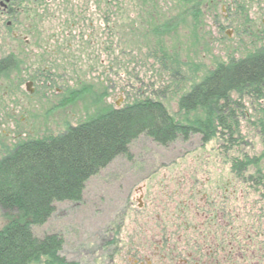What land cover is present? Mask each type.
Masks as SVG:
<instances>
[{
	"label": "rangeland",
	"instance_id": "rangeland-1",
	"mask_svg": "<svg viewBox=\"0 0 264 264\" xmlns=\"http://www.w3.org/2000/svg\"><path fill=\"white\" fill-rule=\"evenodd\" d=\"M198 1L216 16L205 14V26L183 15L178 0L1 3L0 59L13 63L0 76V157L20 139L55 135L98 107L141 96L180 117L177 99L191 83L215 63L264 44V0ZM242 104L238 147L224 148V138L204 143L199 135L160 145L140 135L85 182L79 201L56 203L33 234L56 233L66 260L99 264L102 251L145 234L150 220L189 219L183 211L211 204L230 209L234 234L246 229L264 245V191L246 181L254 171L236 173L230 161L239 151L264 153V135L252 125L264 102ZM5 223L0 210V228ZM167 228L180 233L179 226Z\"/></svg>",
	"mask_w": 264,
	"mask_h": 264
},
{
	"label": "trees",
	"instance_id": "trees-1",
	"mask_svg": "<svg viewBox=\"0 0 264 264\" xmlns=\"http://www.w3.org/2000/svg\"><path fill=\"white\" fill-rule=\"evenodd\" d=\"M7 1H29L34 6L44 0ZM7 1L0 0V5ZM178 2L183 15L204 26L205 14L213 21L216 18L209 11L204 13L198 0ZM4 10L8 15L14 13L10 6ZM2 13L0 8V16ZM170 22L168 19L165 24ZM12 63L10 57L0 59V74ZM244 98L250 104L264 102V44L206 70L178 97V112H182L178 118L162 101L141 96L120 107H98L55 135L18 140L0 157V210L6 219L0 228V264H77L61 254L60 235L37 237L32 227L43 224L56 203L79 201L85 182L114 158L126 154L129 143L140 135L160 145L199 135L204 143L224 138V148L229 147L228 142L238 147ZM260 112L252 125L258 123V132L264 135V104ZM263 157V152L248 156L239 151L230 159L231 169L236 173L254 171L246 181L264 191Z\"/></svg>",
	"mask_w": 264,
	"mask_h": 264
},
{
	"label": "flooded vegetation",
	"instance_id": "flooded-vegetation-1",
	"mask_svg": "<svg viewBox=\"0 0 264 264\" xmlns=\"http://www.w3.org/2000/svg\"><path fill=\"white\" fill-rule=\"evenodd\" d=\"M203 206L196 213L183 211L189 219L150 220L145 234L128 237L113 252L102 251L99 264H264V245L246 229L234 234L228 207ZM169 226H179L180 233L170 234ZM114 242L110 238L106 245Z\"/></svg>",
	"mask_w": 264,
	"mask_h": 264
},
{
	"label": "bare ground",
	"instance_id": "bare-ground-1",
	"mask_svg": "<svg viewBox=\"0 0 264 264\" xmlns=\"http://www.w3.org/2000/svg\"><path fill=\"white\" fill-rule=\"evenodd\" d=\"M4 72H5V71H4ZM4 72H3L2 74H0V76H1V75H3V74H4Z\"/></svg>",
	"mask_w": 264,
	"mask_h": 264
}]
</instances>
